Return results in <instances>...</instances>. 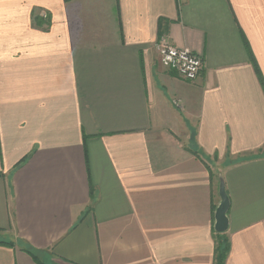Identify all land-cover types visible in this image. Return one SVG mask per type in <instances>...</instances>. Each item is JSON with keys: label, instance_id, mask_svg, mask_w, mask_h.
I'll list each match as a JSON object with an SVG mask.
<instances>
[{"label": "crops", "instance_id": "1", "mask_svg": "<svg viewBox=\"0 0 264 264\" xmlns=\"http://www.w3.org/2000/svg\"><path fill=\"white\" fill-rule=\"evenodd\" d=\"M220 177L264 264V0H0V264H214Z\"/></svg>", "mask_w": 264, "mask_h": 264}, {"label": "built area", "instance_id": "2", "mask_svg": "<svg viewBox=\"0 0 264 264\" xmlns=\"http://www.w3.org/2000/svg\"><path fill=\"white\" fill-rule=\"evenodd\" d=\"M160 60L163 66L177 71L186 80H196L203 69V58L187 47H178L171 44L165 36H161L156 43Z\"/></svg>", "mask_w": 264, "mask_h": 264}, {"label": "water", "instance_id": "3", "mask_svg": "<svg viewBox=\"0 0 264 264\" xmlns=\"http://www.w3.org/2000/svg\"><path fill=\"white\" fill-rule=\"evenodd\" d=\"M221 201L215 212V230L218 233L226 232L229 228L228 211L230 209V199L226 192L223 177H220L219 189Z\"/></svg>", "mask_w": 264, "mask_h": 264}, {"label": "trees", "instance_id": "4", "mask_svg": "<svg viewBox=\"0 0 264 264\" xmlns=\"http://www.w3.org/2000/svg\"><path fill=\"white\" fill-rule=\"evenodd\" d=\"M39 23L42 24V20H39ZM93 196V193H92ZM231 250V243L229 236L226 232L216 233V248L214 256V264H226V260Z\"/></svg>", "mask_w": 264, "mask_h": 264}]
</instances>
